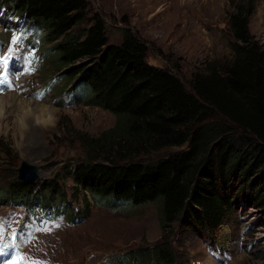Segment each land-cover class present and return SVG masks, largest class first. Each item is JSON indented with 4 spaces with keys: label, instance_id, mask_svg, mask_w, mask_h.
<instances>
[{
    "label": "trees",
    "instance_id": "trees-1",
    "mask_svg": "<svg viewBox=\"0 0 264 264\" xmlns=\"http://www.w3.org/2000/svg\"><path fill=\"white\" fill-rule=\"evenodd\" d=\"M2 11L44 27L47 51L56 54L69 90L90 94V103L116 116L98 136L79 132L85 158L65 166L87 204L90 197L112 205L159 201L163 232L177 224L213 235L235 210V176L243 184L253 175L264 179V43L250 30L255 0L234 2L229 13L232 59L222 69L194 72L189 87L148 62V45L130 29H123L120 43H110L97 12L80 28L89 17L87 0H0ZM167 148L176 150L147 159ZM7 193L67 201L56 179H16ZM258 199L264 205V196ZM176 255L168 238L135 251L139 264H177Z\"/></svg>",
    "mask_w": 264,
    "mask_h": 264
},
{
    "label": "rangeland",
    "instance_id": "rangeland-1",
    "mask_svg": "<svg viewBox=\"0 0 264 264\" xmlns=\"http://www.w3.org/2000/svg\"><path fill=\"white\" fill-rule=\"evenodd\" d=\"M87 1L89 17L80 28L88 26L97 12L106 22L110 43H120L123 29H130L148 45V62L172 71L187 87L194 72H209L212 67L222 69L233 57L228 17L234 10V2L239 0ZM255 2L250 30L264 43V0ZM6 17V13L0 15V93L6 91L0 94V214L11 210L29 213L21 204L31 208L45 205L56 214L57 206H62V212H66L67 221L40 235V245L33 249L36 254L48 256L55 264H139L136 250L151 248L168 238L176 247L177 264H264V205L258 202L264 196V179L258 175H253L249 184H243L242 176H235L234 190L239 194L235 210L223 230L213 235L198 234L177 224L163 232L159 201L112 205L108 200L90 197L87 204L66 174L65 166L85 158L79 132L98 136L114 125L116 116L90 103V94L85 97L79 94L80 101L71 96L65 102L72 84L60 78L63 71H58L61 66L55 63L57 56L47 51L50 43L43 37L40 48L32 50L44 57L35 75H24L25 69H12L16 65L14 56H23L26 49L21 44L14 49L3 48L10 36L4 24L13 22ZM46 34L43 31L41 36ZM33 37L28 40L34 42ZM35 42L40 40L36 38ZM37 60L34 57L32 61L35 69ZM8 73L14 74L8 79ZM55 77L52 90L36 99L33 90ZM20 121L22 128L18 127ZM174 150L163 149L147 159ZM23 160L38 166V180L56 179L67 194V201L54 197L42 202L9 195L8 184L18 179V167ZM67 203L74 207L73 211L68 210ZM86 206L89 211L84 215ZM42 223L47 225L49 220Z\"/></svg>",
    "mask_w": 264,
    "mask_h": 264
},
{
    "label": "water",
    "instance_id": "water-1",
    "mask_svg": "<svg viewBox=\"0 0 264 264\" xmlns=\"http://www.w3.org/2000/svg\"><path fill=\"white\" fill-rule=\"evenodd\" d=\"M40 172L38 170V166L35 164L29 163L27 160H23L21 165L18 167V175L17 178L27 183L36 182L37 178H39Z\"/></svg>",
    "mask_w": 264,
    "mask_h": 264
},
{
    "label": "snow or ice",
    "instance_id": "snow-or-ice-1",
    "mask_svg": "<svg viewBox=\"0 0 264 264\" xmlns=\"http://www.w3.org/2000/svg\"><path fill=\"white\" fill-rule=\"evenodd\" d=\"M3 235V228H2V225H0V236ZM4 250V247L3 245H0V252H2ZM23 257H18L17 259L15 260H10L8 262H6V264H19L20 260H22ZM31 264H42V262H39V261H33L31 262Z\"/></svg>",
    "mask_w": 264,
    "mask_h": 264
},
{
    "label": "bare ground",
    "instance_id": "bare-ground-1",
    "mask_svg": "<svg viewBox=\"0 0 264 264\" xmlns=\"http://www.w3.org/2000/svg\"><path fill=\"white\" fill-rule=\"evenodd\" d=\"M0 108H1V107H0ZM36 111H37V110H36ZM27 114H28V113H27ZM27 114H26V115H27ZM19 120H21V119L19 118ZM23 122H24V121H23ZM23 122H22V124H24ZM19 126H20V128H22V127H21V121H20V124L18 125V127H19ZM22 126H23V125H22ZM24 128H25V127H24ZM210 264H218V263H210Z\"/></svg>",
    "mask_w": 264,
    "mask_h": 264
}]
</instances>
